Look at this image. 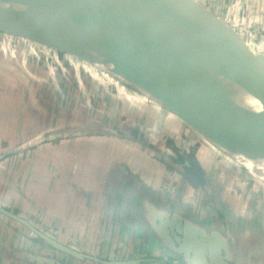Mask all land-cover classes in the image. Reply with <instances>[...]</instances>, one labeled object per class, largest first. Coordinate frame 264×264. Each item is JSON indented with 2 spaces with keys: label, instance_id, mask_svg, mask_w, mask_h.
<instances>
[{
  "label": "crops",
  "instance_id": "crops-1",
  "mask_svg": "<svg viewBox=\"0 0 264 264\" xmlns=\"http://www.w3.org/2000/svg\"><path fill=\"white\" fill-rule=\"evenodd\" d=\"M2 39L0 264H191L171 241L185 228L209 255L264 264L253 173L169 152L188 138L175 113L92 64L42 63Z\"/></svg>",
  "mask_w": 264,
  "mask_h": 264
},
{
  "label": "water",
  "instance_id": "water-1",
  "mask_svg": "<svg viewBox=\"0 0 264 264\" xmlns=\"http://www.w3.org/2000/svg\"><path fill=\"white\" fill-rule=\"evenodd\" d=\"M13 1L35 15H48L35 0ZM51 2L55 11H75L112 33L196 96L226 109L264 115V54L197 0ZM129 67L141 71L138 64ZM171 241L191 264H229L220 254L209 255L205 241L188 228L173 231Z\"/></svg>",
  "mask_w": 264,
  "mask_h": 264
},
{
  "label": "bare ground",
  "instance_id": "bare-ground-1",
  "mask_svg": "<svg viewBox=\"0 0 264 264\" xmlns=\"http://www.w3.org/2000/svg\"><path fill=\"white\" fill-rule=\"evenodd\" d=\"M35 1L48 15H35L31 9L13 0H0V31H10L69 52L139 85L172 107L174 113L211 134L243 165L264 170V115L234 111L210 103L152 62L153 69L140 66L141 71H135L129 64L136 61L133 53L137 52L130 45L91 20L73 19L81 16L75 11L59 12L52 8L51 0Z\"/></svg>",
  "mask_w": 264,
  "mask_h": 264
},
{
  "label": "rangeland",
  "instance_id": "rangeland-1",
  "mask_svg": "<svg viewBox=\"0 0 264 264\" xmlns=\"http://www.w3.org/2000/svg\"><path fill=\"white\" fill-rule=\"evenodd\" d=\"M197 1L200 2L203 6H205L208 10H210L214 15L226 21L229 25L235 24L236 26L235 29H237L239 33L242 32L243 34L242 31L243 26H247L249 24L252 25L251 34L253 35L251 37L247 36L246 39L257 45L256 47H253L255 52L257 53L264 52V46H262V44L264 45V0H197ZM73 19L89 20L83 16ZM0 35H1L0 37H2L4 41L15 40L20 42V45L22 46L21 48L23 49L26 46L28 47L30 46V50L28 49V55L31 57V59L37 58L42 63L52 62L53 64H55L54 60L56 62V58L60 55V59L58 58V62L63 61L62 57L64 56V57H70V60L73 58L77 61L80 60L84 63L92 64L69 52L60 50L53 46L46 45L36 40L25 38L21 35L15 34L10 31H0ZM258 45L261 46L258 47ZM25 53L27 54V52ZM133 56L136 58V61H130V63L138 64L139 66H143L145 68H151V69L155 67L151 62H149L146 58H144L140 54L134 52ZM60 66L63 68L64 72L70 71L68 64L62 62ZM94 66L99 67L97 65ZM99 68L104 70L101 67ZM104 71L109 73L114 79L120 81L123 85L131 88L147 102L151 104L152 103L158 104L161 107H164L168 112L173 113V111L170 108H167L163 104L156 101L154 98L151 97V95L146 90L141 88L139 85L135 83L125 82L118 76L114 75L113 73L107 70ZM132 125H135L134 122H132ZM187 128L189 129L187 132L188 138L186 137L185 139H181L177 144L178 146L174 145V148H171V146L169 145L170 148L169 152L175 154L179 151L180 153H183L184 155L187 156L193 155L196 161H199V159L203 161L202 160L203 157H205L204 159H207L208 157H210L211 152L212 153L217 152L224 158V163H227L228 166H232L235 168L242 167L243 169L249 170L258 178L259 181H261L264 184V170L263 171H261L262 169L254 170L243 165L230 151L225 149L215 140L211 139L200 128L196 126H192L188 123H187ZM163 129L164 130L166 129L165 126L162 129H158V132H162ZM164 134L167 133L165 132ZM170 135H173L171 131H170ZM197 137H199V139ZM159 146L166 149L165 146L162 145ZM193 162L195 161H191V163ZM178 164L182 166L181 161H179Z\"/></svg>",
  "mask_w": 264,
  "mask_h": 264
},
{
  "label": "built area",
  "instance_id": "built-area-1",
  "mask_svg": "<svg viewBox=\"0 0 264 264\" xmlns=\"http://www.w3.org/2000/svg\"><path fill=\"white\" fill-rule=\"evenodd\" d=\"M251 13V12H250ZM226 22V21H225ZM227 23V22H226ZM243 39H244V41L253 49V47H256L257 45L256 44H254V43H252V42H250L249 40H247L246 39V37L247 36H249V37H251L253 34H251V26L252 25H247V26H243L242 27V31H243V34H242V32L241 33H239L238 31H237V29H235L236 28V26H235V24L233 25H230ZM259 46H261V45H258V47ZM262 46H264L263 44H262ZM262 49V48H261ZM254 50V49H253ZM255 51V50H254ZM263 54H264V52H263Z\"/></svg>",
  "mask_w": 264,
  "mask_h": 264
}]
</instances>
